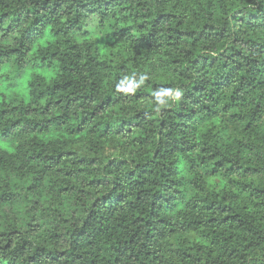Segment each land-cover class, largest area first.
Returning a JSON list of instances; mask_svg holds the SVG:
<instances>
[{
  "label": "trees",
  "instance_id": "obj_1",
  "mask_svg": "<svg viewBox=\"0 0 264 264\" xmlns=\"http://www.w3.org/2000/svg\"><path fill=\"white\" fill-rule=\"evenodd\" d=\"M242 2L197 34L188 8L0 0V69L54 70L0 100V138L31 137L0 145V264H264V0Z\"/></svg>",
  "mask_w": 264,
  "mask_h": 264
},
{
  "label": "clouds",
  "instance_id": "obj_2",
  "mask_svg": "<svg viewBox=\"0 0 264 264\" xmlns=\"http://www.w3.org/2000/svg\"><path fill=\"white\" fill-rule=\"evenodd\" d=\"M136 3L138 4H142L143 6L140 8L136 7V4L132 5V8L130 9L131 11H135V12H139L141 13V16L143 19L141 20H130L129 23L136 25L139 24L141 22H144L145 20H147L149 18V15H151L152 19H155V17L161 13H165V12H176L177 15V20L182 19L183 16L181 15V13H183L184 8H188L189 11L187 13H184V15L188 16V21L186 22V26L191 28V27H196L197 28V34L199 32V28L200 26H202L204 23H209V24H219L221 26H223V24L225 23V21L231 23H235V21L232 20V12L235 11V9L239 8V7H244V3L242 2V0H212V4L214 5L211 9H208V4H209V0H180V7L179 9H177L175 7L177 0H162V2L160 3H156V0H136ZM208 11L213 12L215 15L212 19L208 18ZM193 13H195L196 15H193ZM127 15V14H124ZM247 21V17L245 18ZM109 22H115V20H110ZM173 22H168V23H162L160 25V27H162L164 29V32L161 33L162 36H164L165 39H167V37L165 36V33L167 32V29L169 27H173ZM243 25H237V29H242ZM149 29H147L144 33H146ZM246 35L248 36V38L250 39H256L257 36L260 35H264V33L259 32V31H249V30H245ZM101 35H103V33H100ZM134 34L139 36L142 34V32L140 31H134ZM230 40L227 41L225 43V47L228 46V44H230ZM207 43L206 41H202L201 42V47L197 48V49H193L194 54H200V52L205 50L203 49V44ZM181 47H186L191 49V44L187 43V44H182ZM221 48H217L215 51H211V55L212 56H217L219 51H221ZM165 52H169V53H173L175 54L177 52V49H169V48H165L164 49ZM155 59V57H154ZM165 59H167V57H165ZM178 67H183L182 65H178ZM156 80H161L160 77H156ZM169 83H171V81H167ZM112 83L111 82L108 85V90H101V94L103 97H106L111 90L112 87ZM238 83V82H237ZM236 85H234L235 87ZM166 95H169L171 97H173V101L169 102L168 104H165L162 101L156 100L154 102L151 103V106L154 107L157 111H159V108L162 106H166V107H171L172 103L175 102H179L182 96V92L181 91H172L169 90L167 93H164ZM154 96L159 97L160 93L154 92L153 93ZM95 103H93V108L95 107ZM115 111H118V109H114ZM111 111L113 110H109L108 113H103L102 116H106L108 114L111 113ZM8 123H10V121H8ZM7 126V123L5 124H0V130H2L4 127ZM19 131V128L16 130V132ZM31 139V137H21L18 136L16 134H12L9 140H5L3 138H0V145H5L7 143H13L15 145L18 146V151L17 153L13 154L10 159L13 161L17 160L18 156H22L23 152L27 151V147H26V140ZM140 159L141 161L144 159L143 156V152L142 151H138L137 153H135L133 156H131L129 158V164L123 169V170H128L129 168H135V164L132 163L133 160H137ZM9 175L12 177V181L11 184L14 185L16 183H22L21 181L16 179V173L13 170H9ZM101 175H103V173H101ZM207 179L206 177H203V173H201V179H200V183L203 184L204 180ZM217 181H219V177L216 178ZM9 181L7 180V178H5L4 181H0V183H8ZM205 188L207 190V185H205ZM11 191H18L17 188H15L14 186L10 187ZM109 189H104V191H108ZM218 190V189H217ZM98 192L100 190H97ZM22 212V210H20ZM176 245L173 244V247H175ZM248 259H251V257H249Z\"/></svg>",
  "mask_w": 264,
  "mask_h": 264
},
{
  "label": "rangeland",
  "instance_id": "obj_3",
  "mask_svg": "<svg viewBox=\"0 0 264 264\" xmlns=\"http://www.w3.org/2000/svg\"><path fill=\"white\" fill-rule=\"evenodd\" d=\"M17 72L10 63L0 69V100L4 96L26 94V83L32 73L39 72L48 77L54 74V70L50 67H38L34 65L24 68L19 73Z\"/></svg>",
  "mask_w": 264,
  "mask_h": 264
}]
</instances>
